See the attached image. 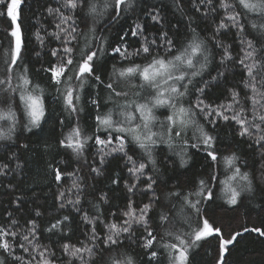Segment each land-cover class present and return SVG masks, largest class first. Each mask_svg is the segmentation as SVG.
Segmentation results:
<instances>
[{
	"label": "snow or ice",
	"instance_id": "obj_1",
	"mask_svg": "<svg viewBox=\"0 0 264 264\" xmlns=\"http://www.w3.org/2000/svg\"><path fill=\"white\" fill-rule=\"evenodd\" d=\"M25 2L0 0L7 21L0 30V142H15L47 122L51 90L71 117L58 140L63 168L52 170L55 182L72 179L59 185L55 199L58 210L71 207L79 216L59 215L41 227L43 213L25 214L23 197H16L11 203L20 215L0 213V264H141L133 244L147 264H161V257L166 264H193L195 251L212 239L214 264H228L239 237H264V227L236 230L207 214L218 199L225 211L264 213V0H173L175 23L162 14L167 4L145 0L141 16L155 30L138 16L115 37L112 26L125 12L135 13L140 0H40L31 32L23 23ZM30 36L46 50L43 62L32 60ZM86 108L90 127L80 122ZM221 121L261 157L259 176L238 151L221 147ZM162 145L183 169L191 150L204 153V174L190 189L178 184L166 191L161 166L177 163L158 151ZM8 152L0 157V179L22 167ZM110 156L128 173L109 178L124 185L123 206L115 210L102 207L109 205L106 192L88 200L87 177L103 175L97 164L110 165ZM170 206L176 212L165 210Z\"/></svg>",
	"mask_w": 264,
	"mask_h": 264
},
{
	"label": "trees",
	"instance_id": "obj_2",
	"mask_svg": "<svg viewBox=\"0 0 264 264\" xmlns=\"http://www.w3.org/2000/svg\"><path fill=\"white\" fill-rule=\"evenodd\" d=\"M144 2L145 0H140L135 13L132 11L125 12L119 22L112 26L109 35L115 37L120 34L121 29L128 31L129 26L136 21L138 16H140L142 21H147L149 29L154 31L155 29L152 28L153 22L147 16H141ZM39 3L40 0H26L22 4L23 23L29 32L34 30L32 25L36 23V17L40 15ZM147 3L149 5L167 4L168 7L163 8L162 14L173 23L176 22V16L173 15L176 11L173 0H147ZM3 11L4 6L0 4V12ZM34 13L35 16L33 15ZM5 28H7L6 18L0 16V30ZM29 39L32 41L30 48L34 49L31 57L32 60L43 62L47 59L44 55L46 50L41 49L34 36H30ZM128 39L132 41L135 40V37L129 36ZM35 52H40L41 56L37 57ZM35 68L38 70L40 63H36ZM213 75H215V72H213ZM219 95L220 91L218 90L212 92L213 99ZM47 103L51 105L52 112L47 122L42 123L41 128L33 129L32 132L23 131L22 134H18L19 138L15 142H0V157H3L8 152V149L11 148V151L16 153L18 162L22 165L19 170H15L6 178L0 179V213H3L7 209L8 211H14L15 215L19 216L20 212H15L16 206L11 201H14L18 196L23 197L22 211L25 214L31 213L34 216L35 209L43 213V218L39 220L41 227H47L48 221L54 220L59 215L71 214L76 217L79 216L71 207L62 211L58 210L55 199L58 187L61 183L65 186H70L72 178L65 176L62 182H55L52 170V166L63 168L61 159L64 158V150L58 146V140L63 138V134L67 133V125L71 117L66 119L65 114L61 113V106L52 99L51 90ZM89 108H86L85 112L80 114L82 127H90L92 124V120L88 115ZM58 119L64 120L65 124L60 125L57 122ZM216 133L220 138L221 147L228 148L231 151H238L247 161V170L259 176L258 170L261 168V157L255 150H250L242 138H238L235 135V128L221 121L220 127L216 129ZM25 145L27 147H24ZM158 151L162 152L164 157L174 159L177 163V167H170L167 170H164L163 166H161L162 178L169 181L166 191L173 190V187L178 184H183L186 188L190 189L192 182L204 174L205 160L203 152L195 149L191 150L192 160L187 169H183L178 167V158L174 157L167 150L166 145L160 146ZM8 154L11 155V152H8ZM107 160L111 161L110 165L108 163L105 165L97 164V166L101 167L103 175L95 176L94 178L87 177V181L93 185L92 188L88 189L90 193L88 200L90 202L94 201L101 192H106L109 195V205H102V207L107 209L111 206L115 210L118 206H123L125 197L124 185L123 183L113 185L110 183L109 178L116 172H119L122 178H126L128 173L122 171L124 168L122 162L117 163L113 161L111 156ZM16 162L13 161L11 165L13 169H15ZM72 170L71 168L67 169V171ZM86 172L87 169L85 168L80 174L85 175ZM8 183L16 185L15 191H7L4 188V185ZM136 198L135 196L133 197V199ZM257 202L258 200L252 203L255 205ZM173 203L177 204L178 207V202L173 201ZM88 206V204L84 205L85 208ZM226 207L223 201L218 199L216 204L207 208V214L226 225H231L236 230H240L243 226L249 228L255 226L264 227V213L260 212L258 208L255 210L249 208L247 211L241 208L238 212H231L225 211ZM165 210H170L174 213L177 209L170 206L169 209ZM241 217H244V219H241ZM45 235L48 234L45 233ZM216 245L217 241L212 239L210 243H206L200 249H197L194 253L193 264H214ZM132 248L135 249L136 253H140L141 264H147V258L140 252V249L136 248L134 244ZM227 261L228 264H264V237H260L255 232L245 233L242 237L238 238V243L231 248V255L227 257ZM161 264H166L163 257H161Z\"/></svg>",
	"mask_w": 264,
	"mask_h": 264
}]
</instances>
